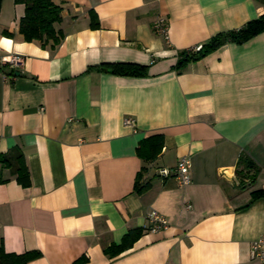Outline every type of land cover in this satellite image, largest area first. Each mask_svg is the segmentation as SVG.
<instances>
[{"label":"crops","instance_id":"crops-1","mask_svg":"<svg viewBox=\"0 0 264 264\" xmlns=\"http://www.w3.org/2000/svg\"><path fill=\"white\" fill-rule=\"evenodd\" d=\"M56 2L59 43L26 42L25 6L1 4L0 155L23 154L30 186L15 164L0 165V245L38 253L28 264H263L250 248L264 237V197L252 198L264 192V31L176 66L181 53L264 17V0ZM158 18L170 46L153 31ZM12 55L21 67L2 63ZM119 63L147 72L94 69ZM155 135L160 154L139 157ZM187 156L188 186L158 175ZM151 210L168 229L108 256Z\"/></svg>","mask_w":264,"mask_h":264},{"label":"trees","instance_id":"trees-1","mask_svg":"<svg viewBox=\"0 0 264 264\" xmlns=\"http://www.w3.org/2000/svg\"><path fill=\"white\" fill-rule=\"evenodd\" d=\"M14 2L25 6V14L19 22V32L23 35L26 42L35 40L41 41L42 43L49 41H53L54 43L60 42V35L55 29V24L61 21L62 8L56 0H14ZM1 4L2 0H0V9ZM263 31L264 17L249 21L239 30L213 37L207 44L202 46L199 52L188 54L185 51L181 53L176 68L181 70L188 63L204 58L219 48L223 44V39L242 43ZM94 69L123 76H142L147 72V67L128 63L104 64ZM162 148L163 137L161 135H155L140 144L137 149V154L146 160H153L160 154ZM14 153L15 155L12 157H9V155H0V165L11 167L15 164L18 172V182L22 186L28 187L30 186V177L25 166L23 154L20 151H15ZM0 183H2L1 180ZM136 188L138 192L144 189L139 188L138 183ZM262 197H264L263 191H257L252 194L253 199ZM143 233V229L140 231H130L124 236L120 245H113L108 248L106 254L110 257H115L129 250ZM36 257H38V253L34 252L24 254L7 253L3 244L0 245V264H28Z\"/></svg>","mask_w":264,"mask_h":264},{"label":"built area","instance_id":"built-area-1","mask_svg":"<svg viewBox=\"0 0 264 264\" xmlns=\"http://www.w3.org/2000/svg\"><path fill=\"white\" fill-rule=\"evenodd\" d=\"M153 31L156 35L163 38L166 45H171L169 25L166 19L158 18L153 23ZM202 46H198L187 51L188 54L199 52ZM3 64H10L11 67H21L24 59L19 55H12L2 59ZM124 126L132 129L133 133H137L136 120L128 117L124 120ZM2 134L0 132V139ZM192 161L190 157H182L179 159L177 166L174 169L161 168L158 169V175L163 179L174 178L177 180L180 187L188 186L191 181ZM169 227L168 220L155 210H151L145 218L143 230L145 233H159L165 231ZM250 255L253 260L264 264V237H261L251 244Z\"/></svg>","mask_w":264,"mask_h":264},{"label":"water","instance_id":"water-1","mask_svg":"<svg viewBox=\"0 0 264 264\" xmlns=\"http://www.w3.org/2000/svg\"><path fill=\"white\" fill-rule=\"evenodd\" d=\"M224 42H225V40L223 39V40H222V43H224Z\"/></svg>","mask_w":264,"mask_h":264}]
</instances>
